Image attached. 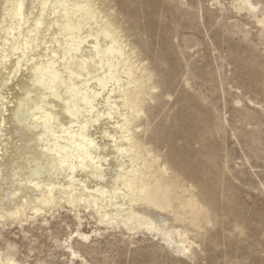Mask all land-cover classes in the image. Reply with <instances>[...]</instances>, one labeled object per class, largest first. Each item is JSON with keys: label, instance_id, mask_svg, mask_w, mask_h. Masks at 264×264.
Listing matches in <instances>:
<instances>
[{"label": "bare ground", "instance_id": "6f19581e", "mask_svg": "<svg viewBox=\"0 0 264 264\" xmlns=\"http://www.w3.org/2000/svg\"><path fill=\"white\" fill-rule=\"evenodd\" d=\"M257 5L232 1L263 29ZM154 88L107 0H0V223L66 207L80 226L82 208L99 227L143 231L187 255L207 215L139 135ZM0 264L23 263L0 251Z\"/></svg>", "mask_w": 264, "mask_h": 264}, {"label": "rangeland", "instance_id": "374dc122", "mask_svg": "<svg viewBox=\"0 0 264 264\" xmlns=\"http://www.w3.org/2000/svg\"><path fill=\"white\" fill-rule=\"evenodd\" d=\"M232 1L107 0L155 85L139 135L206 211L200 232L187 234L190 252L143 231L99 227L92 210L80 209L79 226L59 207L21 226L0 223L3 254L23 264H264V28ZM253 1L264 15V0ZM193 101L198 121L185 127ZM77 228L89 238L74 236Z\"/></svg>", "mask_w": 264, "mask_h": 264}]
</instances>
